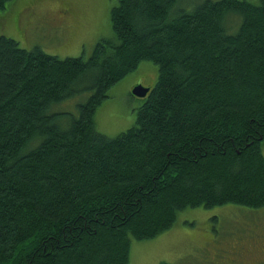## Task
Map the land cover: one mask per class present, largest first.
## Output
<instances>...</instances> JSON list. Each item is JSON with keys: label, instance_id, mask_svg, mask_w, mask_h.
I'll return each mask as SVG.
<instances>
[{"label": "trees", "instance_id": "trees-1", "mask_svg": "<svg viewBox=\"0 0 264 264\" xmlns=\"http://www.w3.org/2000/svg\"><path fill=\"white\" fill-rule=\"evenodd\" d=\"M176 4L118 0L87 57L0 34V264H129L187 208L264 207V0ZM145 61L159 77L136 123L99 131ZM69 98L78 115L56 110Z\"/></svg>", "mask_w": 264, "mask_h": 264}, {"label": "rangeland", "instance_id": "rangeland-1", "mask_svg": "<svg viewBox=\"0 0 264 264\" xmlns=\"http://www.w3.org/2000/svg\"><path fill=\"white\" fill-rule=\"evenodd\" d=\"M200 1L177 0L176 9L190 10ZM250 1L258 3V0ZM117 2L11 0L0 16V34L13 37L22 47L40 46L61 58L87 57L99 39L114 35L110 11ZM67 7H72L69 12ZM158 77V65L145 61L138 72L116 83L96 112L97 129L116 136L133 126L137 121V109L149 93L142 97L133 96L130 91L141 82L154 86ZM85 98L65 99L56 105V110L78 115L77 104ZM162 262L264 264V207L249 209L229 204L211 209L187 208L178 213L169 230L155 238L132 241L129 264Z\"/></svg>", "mask_w": 264, "mask_h": 264}, {"label": "water", "instance_id": "water-1", "mask_svg": "<svg viewBox=\"0 0 264 264\" xmlns=\"http://www.w3.org/2000/svg\"><path fill=\"white\" fill-rule=\"evenodd\" d=\"M149 90L150 87H146L142 84H138L133 88V93L138 96H145Z\"/></svg>", "mask_w": 264, "mask_h": 264}]
</instances>
